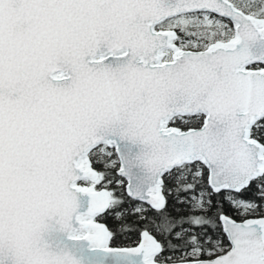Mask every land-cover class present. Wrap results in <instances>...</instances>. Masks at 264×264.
<instances>
[{
	"label": "snow or ice",
	"instance_id": "obj_1",
	"mask_svg": "<svg viewBox=\"0 0 264 264\" xmlns=\"http://www.w3.org/2000/svg\"><path fill=\"white\" fill-rule=\"evenodd\" d=\"M0 264H264V0H0Z\"/></svg>",
	"mask_w": 264,
	"mask_h": 264
}]
</instances>
